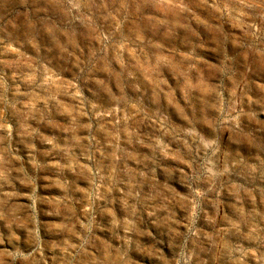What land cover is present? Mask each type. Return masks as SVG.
I'll list each match as a JSON object with an SVG mask.
<instances>
[{"label": "rangeland", "instance_id": "obj_1", "mask_svg": "<svg viewBox=\"0 0 264 264\" xmlns=\"http://www.w3.org/2000/svg\"><path fill=\"white\" fill-rule=\"evenodd\" d=\"M0 264H264V0H0Z\"/></svg>", "mask_w": 264, "mask_h": 264}]
</instances>
